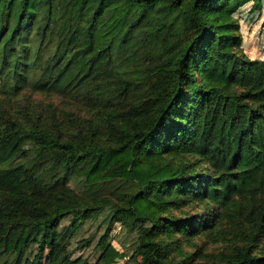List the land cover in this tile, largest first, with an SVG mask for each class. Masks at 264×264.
Instances as JSON below:
<instances>
[{"label":"trees","instance_id":"16d2710c","mask_svg":"<svg viewBox=\"0 0 264 264\" xmlns=\"http://www.w3.org/2000/svg\"><path fill=\"white\" fill-rule=\"evenodd\" d=\"M262 1L0 0V264H264Z\"/></svg>","mask_w":264,"mask_h":264},{"label":"rangeland","instance_id":"374dc122","mask_svg":"<svg viewBox=\"0 0 264 264\" xmlns=\"http://www.w3.org/2000/svg\"><path fill=\"white\" fill-rule=\"evenodd\" d=\"M261 8L257 10L253 2L241 9L237 14L236 18L239 23L240 33L242 37L241 48L251 59L258 60L264 63V0L262 1ZM28 105L34 107H43L45 114L49 113L48 106L53 105L57 110L66 108L68 105L61 103L59 104L55 97L46 94H25ZM81 186V183L78 184ZM67 224V221H64ZM97 225H85L84 228L79 232L76 240L85 238L96 229ZM120 225L115 224L111 232L112 241L111 246L113 251L110 253V258H105L104 255L100 256L99 252L95 248V241H91L88 246H79L72 244L71 249L73 250V258L81 257L87 260L88 264H130L128 255L125 249L122 247L119 241L123 240L119 234ZM217 246H209L205 249L207 252H216ZM41 264H49L47 260H43Z\"/></svg>","mask_w":264,"mask_h":264}]
</instances>
